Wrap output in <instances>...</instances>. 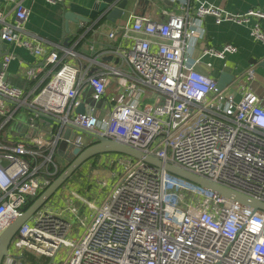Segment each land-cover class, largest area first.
I'll return each instance as SVG.
<instances>
[{"label": "built area", "instance_id": "1", "mask_svg": "<svg viewBox=\"0 0 264 264\" xmlns=\"http://www.w3.org/2000/svg\"><path fill=\"white\" fill-rule=\"evenodd\" d=\"M4 1L13 3L15 12L12 19L0 13V39L28 49L56 70L30 98L5 79L14 55L2 57L0 234L30 199L51 185L65 163L55 156L68 126L80 130L68 139L74 147L84 149L107 137L264 202V99L246 82L255 78V70L250 67L240 77L245 83L238 99L230 86L219 89L216 79L198 69L203 57L223 59L238 48L226 44L194 54L205 36L203 21L208 15L217 23L250 24L251 37L264 44L259 22L264 11L230 13L201 0H173L177 6L165 21L134 16L131 25L122 27V36L131 45L111 51L132 73L120 78L119 92L108 95L109 79L103 73L85 77L82 67L62 63L59 51H47L36 38L24 37L29 9L23 0ZM115 35V31L109 34ZM64 52L74 54L68 48ZM37 69L28 71L32 79ZM85 83L94 99L104 103L99 109L92 106L89 112L76 113ZM147 88L153 89L151 96ZM21 108L50 117L51 135L38 134L27 141L4 139L3 132ZM100 159L99 167L110 163L119 168L109 176L113 181L105 196L96 194L102 196L101 203L71 190L61 210L42 207L21 225L2 264H32L26 253L51 257V264H264V210L130 156L107 153ZM84 178L108 185L104 177ZM75 201L85 203L91 214L82 213ZM62 249L66 255L53 262Z\"/></svg>", "mask_w": 264, "mask_h": 264}, {"label": "crops", "instance_id": "2", "mask_svg": "<svg viewBox=\"0 0 264 264\" xmlns=\"http://www.w3.org/2000/svg\"><path fill=\"white\" fill-rule=\"evenodd\" d=\"M99 1L101 0H64L63 3L51 4L46 0H23V4L29 9V18L25 24L24 37L36 38L44 45L47 51H59L62 57V63L70 62L76 66L82 67L86 72L85 77L92 73H103L109 79L107 94L113 95L120 91V78L126 79L127 75L132 73L130 67L116 58L111 52L116 46L129 47L131 45L130 41L123 38L122 27L126 24L131 25L134 16L146 17L153 21H165L169 13L174 11L177 5L173 0H130L122 18H118L115 22L108 21L105 16L100 15L99 18L89 23H83L81 21H68L66 23L64 18V5L69 6L71 3H80L91 6L93 2ZM201 1L221 7L230 13H245L250 9L264 11V0ZM198 4L199 3L196 5ZM14 12L15 8L13 3L0 0V13L6 18L12 19ZM256 21L257 20L254 18L251 22L253 23ZM259 22L264 29V19H260ZM203 27L205 29V36L199 41L194 54L200 55L202 50L207 47L220 49L226 44L236 46L238 51L236 53H227L226 57L223 59L211 56L203 57L200 63L201 65L198 68L201 72L216 80L221 76L223 71L234 74V82L227 86H230L233 91H236L238 99L241 97L239 91L240 85L244 82L240 77L246 69L253 67L255 70V78L251 81H246L254 92H256L261 85L264 86V44L251 37L250 24H239L233 21H222L221 23H217L214 16L208 15L204 18ZM112 31H115L116 35L110 38L109 34ZM4 44L5 42L0 39V52L4 50ZM6 44L8 45L7 48H5V54L12 53L14 58L5 69V79L9 84L23 88L26 95L32 98L35 93L39 92L47 85L56 69L53 65L46 66L41 57L35 56L28 49L9 43ZM65 48L73 51L74 54L66 55L64 52ZM5 54L0 57V71L3 66L2 57ZM207 62H212L213 66L208 67L206 65ZM33 67L38 69L37 77L32 79L28 71ZM114 70H119L123 74L116 76L113 74ZM128 80L130 81V78ZM87 86L91 88L85 83L80 92L82 102L83 93L85 89L88 88ZM35 88L36 91L31 94V91ZM153 92V89L147 88L148 96H151L150 94ZM261 98L264 99V96ZM151 101H154V98H152ZM86 107H89L91 111L92 106L86 104ZM20 112L34 115L25 108H21L18 113ZM49 126L50 124H45L41 128L34 127L35 134H33V136L42 134L46 138L49 137L51 135L49 133ZM7 130L3 132L4 139L5 137H9L13 140L27 141L33 137H27L25 135L15 136L14 134H9ZM56 155L58 156V160L66 159L65 156L59 154L58 150ZM66 161L67 159L63 162L66 163ZM100 161V155L96 158H91V162L95 166L99 167L98 164ZM79 169L76 172H78ZM94 173L97 177H108L101 173H96L95 170ZM84 176H86L85 173L83 176L78 175L76 180L69 184L70 186L68 188H60L50 199L51 201L49 200L45 204L44 208H48L52 211L61 210L65 206V199L71 196V190H75L83 196H86L85 193L90 194V191H87V188L83 185V183L86 182ZM103 196H105V193H103ZM90 198L95 199L91 196ZM96 198L101 199L98 203L100 204L102 196H96ZM75 203L77 204L78 201H75ZM81 212L87 215L91 214L89 209L85 207H81Z\"/></svg>", "mask_w": 264, "mask_h": 264}, {"label": "water", "instance_id": "3", "mask_svg": "<svg viewBox=\"0 0 264 264\" xmlns=\"http://www.w3.org/2000/svg\"><path fill=\"white\" fill-rule=\"evenodd\" d=\"M129 1L130 0H101L99 2H93L91 6L80 3H71L69 6L64 5V18L66 23L68 21H81L83 23H89L90 21L99 18L101 15L105 16L108 21L115 22L118 18H122ZM7 45L8 44L6 43L4 44V50L0 52V57L5 54V48H7ZM234 79V74L228 71H223L221 76L217 79V85L219 89H223L228 84L234 82ZM87 111H90V108L86 107L85 103L80 104L75 109L76 113H85ZM78 131L80 130L70 126L66 127L63 130L62 138L58 143L59 154L65 156L68 161H71L68 167L0 234V264H2L4 256L7 255L11 241L19 231L21 225L33 217L42 207H44L45 204L55 195V193L86 161L101 154H122L142 160L153 167L163 168L176 176L197 183L243 205L250 206L254 210H264V202L259 199L250 197L227 186L201 177L169 162H164L155 156L146 154L127 144L107 137H100L97 141L93 142L84 149L74 147L68 143V139L73 138Z\"/></svg>", "mask_w": 264, "mask_h": 264}, {"label": "rangeland", "instance_id": "4", "mask_svg": "<svg viewBox=\"0 0 264 264\" xmlns=\"http://www.w3.org/2000/svg\"><path fill=\"white\" fill-rule=\"evenodd\" d=\"M200 65L201 64L198 65V68ZM91 91L92 90L89 87L85 89V91L83 93V102L85 104H87L88 106L95 107L96 109L101 108L103 106L104 99H100V100L94 99ZM255 93L257 95H259L260 97H263L264 96V86L261 85L260 88H258ZM32 123L35 124V127L41 128L45 124L51 125L52 119L50 117H46L43 115L35 116V115H28L25 112H20L17 114L16 120H14L13 122L10 123L7 132L9 134H14L15 136L25 135L27 137H31V136H33V134H35V128L30 127V125ZM60 160L63 162L66 159H60ZM118 169L119 168H118L117 164H110V163H107L106 166H104V167H97L91 162V159H90V160L86 161L80 167L79 171L76 172L74 175H72L71 178L69 179V181H67L62 187L68 188L70 186L69 184L74 182L76 180V178L78 177V175L83 176V173H85L88 176H90L91 174L95 175V173H94V170H95L96 173H101L104 176H108V177H106V179L108 180V185L106 187H102L101 181H99V180L98 181L95 180V181H92L91 183H89V180L87 179L86 182L83 183L84 187L87 188V191L88 190L90 191V194L85 193L86 197L89 199H91L90 196L92 198H95L97 196L96 195L97 193H100V195H102L103 193H106L109 191V189L112 186V181H113L112 177H109V176L112 175L113 172L118 171ZM100 200L101 199L95 198V201L97 204L100 202ZM77 205L80 207L87 208V205L83 202H78ZM30 255L33 257H31ZM65 255H66V251L64 249H62L53 262L59 263ZM27 257L31 261L32 264H50V262L52 261L51 257L47 258L45 256H39L38 254H34V253L28 254Z\"/></svg>", "mask_w": 264, "mask_h": 264}, {"label": "trees", "instance_id": "5", "mask_svg": "<svg viewBox=\"0 0 264 264\" xmlns=\"http://www.w3.org/2000/svg\"><path fill=\"white\" fill-rule=\"evenodd\" d=\"M97 156H95V157H93V158H96ZM55 158L57 159L58 158V156L56 155L55 156ZM92 158V159H93ZM71 163V161H66V163H64L63 165H61L60 166V169H59V171H58V173L54 176V177H52V181H54L55 179H57L58 177H59V175L68 167V165ZM69 181V180H68ZM37 198V197H36ZM36 198H34V199H30L29 201H28V203L26 204V206L24 207V210H26L33 202H34V200L36 199ZM28 254H30V253H26V257H27V255ZM31 256V255H30ZM29 257V256H28ZM27 257V258H28ZM31 257H33V256H31Z\"/></svg>", "mask_w": 264, "mask_h": 264}]
</instances>
